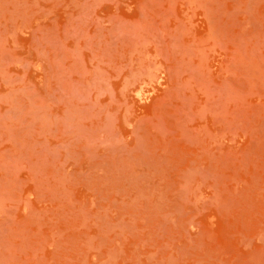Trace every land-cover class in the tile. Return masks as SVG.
Instances as JSON below:
<instances>
[{
  "label": "rangeland",
  "instance_id": "rangeland-1",
  "mask_svg": "<svg viewBox=\"0 0 264 264\" xmlns=\"http://www.w3.org/2000/svg\"><path fill=\"white\" fill-rule=\"evenodd\" d=\"M0 264H264V0H0Z\"/></svg>",
  "mask_w": 264,
  "mask_h": 264
}]
</instances>
